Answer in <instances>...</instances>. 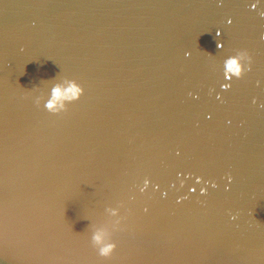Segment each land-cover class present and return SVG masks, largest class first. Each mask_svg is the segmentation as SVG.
<instances>
[{
	"label": "water",
	"instance_id": "95a60500",
	"mask_svg": "<svg viewBox=\"0 0 264 264\" xmlns=\"http://www.w3.org/2000/svg\"><path fill=\"white\" fill-rule=\"evenodd\" d=\"M0 264H264V0H0Z\"/></svg>",
	"mask_w": 264,
	"mask_h": 264
},
{
	"label": "clouds",
	"instance_id": "9594fccd",
	"mask_svg": "<svg viewBox=\"0 0 264 264\" xmlns=\"http://www.w3.org/2000/svg\"><path fill=\"white\" fill-rule=\"evenodd\" d=\"M221 46V44H217V47ZM243 58V54H237L236 56L229 57L225 61L226 69L237 78L241 77L246 70L245 66L242 63ZM223 87L227 88L228 86L224 85ZM83 93L84 89L74 81L69 82V86L67 87L56 86L52 89V99L50 104H46L45 107L49 108L50 111H54L56 100L62 98L79 99ZM92 239L97 246L98 255L101 257H110L116 249V244L107 241L104 238V234L102 232L95 233Z\"/></svg>",
	"mask_w": 264,
	"mask_h": 264
}]
</instances>
